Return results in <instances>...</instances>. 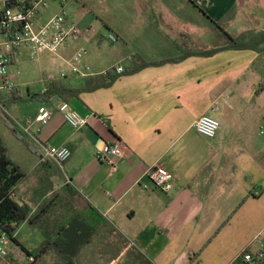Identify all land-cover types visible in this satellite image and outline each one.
Here are the masks:
<instances>
[{
	"label": "crops",
	"instance_id": "1",
	"mask_svg": "<svg viewBox=\"0 0 264 264\" xmlns=\"http://www.w3.org/2000/svg\"><path fill=\"white\" fill-rule=\"evenodd\" d=\"M238 1L244 3L241 8L252 9L248 15L229 16L235 0H188L193 5L181 1L173 6L147 0L127 12L131 21L109 25L118 38L107 43L105 54L112 60L104 59L103 42L95 38V60L88 56L84 60L92 76L118 65L128 69L137 58L184 59L122 75L110 88L71 100L73 110L89 117L88 125L79 130L57 111L41 127L35 121L39 108H55L59 100L38 102L28 112L32 124H21L43 143L69 146L73 155L60 167L41 163L33 153L36 158L20 186L22 198L29 201L39 190L48 191L44 199L58 194V214L75 200L84 203L81 209L90 204L153 264H233L249 248L264 249V239L259 242L264 237V173L253 155L223 149L227 142L251 141L258 129L264 131V52L225 50L211 57L190 56L226 44L212 21L228 32L227 24L238 27L235 34L229 32L234 36L264 31V0H252V6L249 0ZM61 9V1L56 0L49 10ZM45 22L39 17L38 25ZM78 42L68 44L63 54H73L71 47ZM256 66L262 76L249 75ZM78 79L80 85L84 78ZM245 87L254 97L251 104L229 99V94H243ZM213 115L219 117L221 127L209 140L194 125ZM114 143L122 145L124 157L117 172L111 173L96 154ZM157 167L173 173L170 191L147 179L146 173ZM142 183H148L149 189L144 190ZM76 210L80 209L72 212ZM20 244L26 247L23 241Z\"/></svg>",
	"mask_w": 264,
	"mask_h": 264
},
{
	"label": "trees",
	"instance_id": "2",
	"mask_svg": "<svg viewBox=\"0 0 264 264\" xmlns=\"http://www.w3.org/2000/svg\"><path fill=\"white\" fill-rule=\"evenodd\" d=\"M212 23L226 40V44L210 51L195 52L190 56L211 57L225 50L264 52L262 48L264 31L249 30L234 36L220 23L215 21ZM180 60L146 62L137 58L132 61L128 69L124 68L121 74L117 73L115 67L103 74L84 78L80 85H73L70 79L51 78L48 79L46 92L28 94V98L42 104H48L55 99L69 103L71 100L78 99L81 94L110 88L122 75L135 74L147 67L161 66ZM26 100L20 88H16L6 104L10 110L14 104L23 103ZM0 117L6 120L8 130L23 142L29 151L35 153V147L32 146L22 128L9 116L0 114ZM26 178L27 170L10 157L7 146L0 138V232L17 244H19L17 231L23 225L39 230L45 237L38 253L32 254L23 248L27 260L17 264H103L106 257H108L106 262L110 264L116 259L121 260V256L125 257L122 264H153L136 248L130 246L129 241L120 231L90 204L74 212H69L68 209L66 212L61 210L58 214L60 197L56 194L50 199H44L48 193L47 190L35 192L30 200L26 201L22 198L20 189ZM69 189L67 188L70 192ZM72 194L75 192L72 191ZM112 235H115L116 241H119L117 246L107 245L105 242ZM251 251L253 249L249 248L241 255ZM133 253L136 257L132 256ZM241 255L233 264L242 263ZM9 256L13 258V255L8 252Z\"/></svg>",
	"mask_w": 264,
	"mask_h": 264
},
{
	"label": "built area",
	"instance_id": "3",
	"mask_svg": "<svg viewBox=\"0 0 264 264\" xmlns=\"http://www.w3.org/2000/svg\"><path fill=\"white\" fill-rule=\"evenodd\" d=\"M55 1L0 0V114L9 116L16 124L17 122L6 103L14 90L19 88L16 84L19 75L11 72L10 67L18 63L17 57L20 51L26 49L31 59L38 58L42 53H50L59 60L64 59L61 51L68 44L80 40L89 42L95 37L93 29L83 31L78 24L71 22L65 13L57 14L46 23L38 25L39 17L49 10ZM105 38L112 42L118 40L113 34H109ZM86 55L87 50L82 48L76 50L68 61L64 60L68 63L69 68L62 69L61 78L92 76L91 67L83 62ZM133 58L131 56L129 59ZM116 71L119 74L123 73V65H118ZM46 91L47 88L42 93ZM55 111L62 114L65 122L75 130L88 125L89 117L81 116L71 108L69 103L62 101H59L57 107L52 109L46 106L40 107L35 121L44 127L49 124ZM220 127V122L212 116H203L194 125L197 133L209 140L217 136ZM22 130L28 136L32 146L35 147L41 163L52 162L62 167L72 157L73 152L69 146H51L41 142L29 128L23 126ZM123 157L124 151L120 143L106 144L96 154V159L100 163L109 165L111 173L117 172ZM146 177L153 186L163 191H170L173 188L174 175L166 169L159 167L150 169L146 173ZM141 187L147 190L149 184L142 183ZM5 244L6 235L0 232V258L2 259L8 257ZM193 256L191 255V257ZM241 261V264L263 263V247L244 253L241 255Z\"/></svg>",
	"mask_w": 264,
	"mask_h": 264
},
{
	"label": "rangeland",
	"instance_id": "4",
	"mask_svg": "<svg viewBox=\"0 0 264 264\" xmlns=\"http://www.w3.org/2000/svg\"><path fill=\"white\" fill-rule=\"evenodd\" d=\"M63 6V9L58 11L60 14L65 13V15L69 18V20L73 23H76L79 25V27L83 31L91 30L93 29L94 34H97L96 37L93 38V40L90 42H83L81 40L78 42L75 46H72L71 48H75L74 52L78 49H86L87 55L85 56L84 60L87 59V56L90 57L93 61L95 60V38L96 41L101 40L103 42V52L105 57L104 59L106 61H111V55L105 54L108 50V39H106L104 36H108L110 31L108 30L109 25L114 24H121L125 21H131L130 15L127 14L129 10L132 9H139L140 7L145 5V1L147 0H60ZM181 1L184 2L185 5H193L188 0H161L162 3L165 6H173V5H181ZM237 0H235V8H233L232 12L229 13V16L236 15V13L245 12V15L247 13L251 12V8H241L240 6L243 5V1L241 3ZM249 4L252 6L253 1L249 0ZM59 6V5H58ZM60 7V6H59ZM58 12H55V10H48L47 12H44V14L40 17L44 18L46 22L55 16ZM255 12V10H254ZM128 17V18H127ZM196 22H200L201 16L196 15ZM45 22V23H46ZM223 25H225L226 20L222 21ZM207 23V22H206ZM249 25V24H248ZM226 26V25H225ZM229 32L235 34L237 32V28H233L227 24ZM249 28H252L249 27ZM73 52V53H74ZM102 52V53H103ZM61 55L64 59H57L50 53H42L39 55L36 59H31L29 57V54L26 49H22L18 55V63L15 65H12L10 67V71L18 74V79L16 80V84L19 86L20 90L23 93V97L27 99L23 103H17L14 105L13 108V117L15 121L17 122V125L23 128V126L20 123L23 124H32V122L27 119L28 118V112H32L34 108L38 107L39 103L36 100H31L28 98V94L34 95L41 93L46 85L47 81L46 79H50L51 76L53 78L62 79L61 78V71L63 68H69V65L64 60H69L71 55H64L63 50L61 51ZM83 60V62H84ZM254 71V72H253ZM251 71L249 75L255 74L256 76H262V73L259 71V67L256 66L255 69ZM47 76V78H45ZM260 78V77H258ZM73 85L79 84L78 78H70L69 80ZM246 88V87H245ZM248 89H244L243 94H229V99L232 100V102L240 103L243 102L247 106L253 102V95L250 94ZM254 94V93H253ZM250 109L251 107H247ZM213 118H216L219 122V117L213 115ZM5 119L2 118V121H0V138L4 141L5 145L7 146V149L9 151L10 157L20 166H22L24 169H30L32 165L33 159L36 158V156L27 149L25 144L18 140L14 134L11 133L10 130L6 127ZM20 122V123H19ZM224 122V119H223ZM226 126L223 125V128L221 131L224 132ZM251 137V136H247ZM226 147L223 149H232L234 148L236 151H243L248 155H253L256 162L259 165V168L264 173V131L258 129L257 132L254 133L252 136L251 141H241L237 143L233 142H227ZM84 203H81L78 200H75V202L71 205H67L64 208H67L69 212H72L73 209H81L83 207ZM67 211V210H66ZM45 239L43 233L39 232V230H33L29 228L28 226H22L20 228V237L19 241L24 242V246H26V250L29 251L32 254H36L39 251V247L41 242ZM264 237H261L259 239V242H262ZM107 245L111 246H117L119 241H116L115 235H112L105 240ZM26 244V245H25ZM258 244V243H257ZM5 248L9 253L13 255V258L11 256L7 257L6 259L0 258V264H17L22 261L27 260L26 253L21 246V244H17L13 242L8 236H6V244ZM136 248L142 256L146 257V254L142 253L140 249ZM104 256V254H102ZM126 255V254H125ZM132 256L136 257V255L133 253ZM121 260L116 259L110 264H122V260H125V257H120ZM108 260V257H106L103 260V264H108L106 262ZM149 260V259H148ZM153 263L152 260H149Z\"/></svg>",
	"mask_w": 264,
	"mask_h": 264
}]
</instances>
